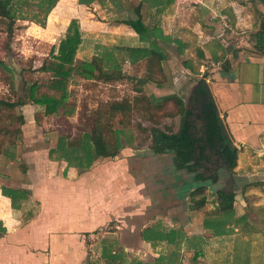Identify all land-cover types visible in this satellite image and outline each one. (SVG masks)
<instances>
[{"label":"crops","instance_id":"1","mask_svg":"<svg viewBox=\"0 0 264 264\" xmlns=\"http://www.w3.org/2000/svg\"><path fill=\"white\" fill-rule=\"evenodd\" d=\"M247 1L229 0L231 6L227 7L235 22L241 19L235 6L245 7ZM262 4L261 14L246 24L249 29L239 43L246 50L226 48L221 34L205 33L209 38L202 46L208 52L207 43L216 40L226 49L223 58L210 57L212 63L221 61L222 66L207 85L238 157L264 142V28H260L264 1ZM139 14L143 19L140 7ZM199 21L204 30L206 24L200 17ZM54 146L30 149L20 177L0 181V186L28 191L18 207L12 208L10 198L0 190L4 228L0 231V264H154L160 255L165 259L159 264H254V252L264 246V230L250 226L255 222L246 217L243 203L251 193L244 192L247 186L233 192L232 205L235 217L245 218L227 224L224 234L214 235L203 222L207 212L215 209L212 197L217 192L193 196L195 186L209 188L210 179L196 180L193 171L176 167L172 154L155 153L151 146V151L144 150L128 161L121 145L114 157H97L84 169L49 158L48 150ZM248 163L241 165L237 160L234 174L260 176L246 169ZM203 195L204 205L192 206V199L197 201ZM245 224L253 229L252 238L239 235ZM155 230L174 231L176 237L158 239ZM262 253L264 260V247Z\"/></svg>","mask_w":264,"mask_h":264},{"label":"rangeland","instance_id":"2","mask_svg":"<svg viewBox=\"0 0 264 264\" xmlns=\"http://www.w3.org/2000/svg\"><path fill=\"white\" fill-rule=\"evenodd\" d=\"M114 1H94L88 5H81L77 3V0H58L48 14L45 26L19 21L20 25L16 27L11 38H7L1 31L0 23V58L8 66L7 69L0 68V149L1 146L2 148L9 146L13 135L15 146L11 149L16 157V159H9L0 153L1 182H4L5 177L16 179L20 177V172L26 167L25 161L29 158L30 149L36 146H42V149L54 146L59 133L66 134L68 137L76 136L81 127H90L94 124V118L97 115L100 116L102 124L110 125L111 131H108L106 136L113 138V130L117 132L114 135L117 140L113 142L118 141L126 148L124 152L128 161L144 150L151 151L149 148L152 146L154 135H157L159 131L169 132L178 129L180 115L176 113L177 107L173 100L164 101V97L170 94L178 96L183 100L185 108L193 110L195 116L192 118L201 129L202 108L200 103L195 101L196 98L192 97L193 92L198 83L209 84L211 76L221 69L222 63H212L207 49L203 50L206 57L201 61L197 59L193 46L185 48L183 54H180L175 38L193 41L194 45L204 48V41L209 38L205 36V33L211 36L221 34L220 36H225L226 48H234L233 51L236 52L246 50L244 44L239 45V43L246 34L244 30L249 29L246 24L250 23L254 15L261 14L264 0H248L245 7L235 6L236 14L241 18L236 22L228 21L225 13L222 12L227 6H231L229 0H163L153 9H149L142 0H120L121 8H118ZM141 2L140 11L143 22L147 25L155 22L157 29L163 35L161 38H153L166 54L165 60L162 61L163 72H155V80H158L160 85L151 80L140 81L147 72L144 60L132 64L128 60L122 61L120 57L124 54H119L117 57L121 68V78L106 81L97 78L87 81L72 73L66 79L69 95L63 105L62 114L44 116L43 107L31 102L15 107L6 103L17 100L26 92L22 80L36 82L37 94L57 92L48 86L51 71H43L39 68L43 62L48 63L53 60L60 41L72 32L73 21L78 25L83 39L75 53L77 60L89 58L94 54L95 44H100L99 49H102L103 46L117 48V46L140 43L137 34L130 30L128 25L118 22V19L135 18L136 15L132 10ZM199 17L206 24L207 28L204 30L200 27ZM236 46L239 47L235 48ZM194 67L198 72H194ZM137 87L140 90L136 89ZM119 100H126L133 108L122 113L110 114L107 105ZM17 128L20 133L15 135L12 131ZM82 143L84 147L88 146L89 139L85 137ZM245 151L243 156H236L235 161L239 160L241 165L244 161H248L249 165H246V169L257 172L255 174L260 175L258 179H263L260 183L256 181L249 183L256 185H244L247 186L244 192H251L247 194L248 198L244 201L246 203H243V205L246 204V217L250 216L248 221L255 222L250 226L260 231L261 228L264 230V142H259V145ZM66 153L72 155V151L68 149ZM243 167L239 170L244 171ZM211 170L217 174V181L209 188H205L203 192H209L208 195L211 196L217 187L218 189L227 187V191L232 193L241 191L240 186L232 185L230 181L224 183L223 179L231 175L228 174L227 165L220 164L219 168L216 166ZM210 171L206 170L204 173L208 174ZM214 196L212 198L216 199L217 194ZM252 230L245 224L239 235L252 238ZM161 233L164 231H154L155 236ZM263 247L254 252L256 254L252 257V263L262 264ZM102 250L104 255L107 254V245L104 240ZM164 259L165 256L162 260Z\"/></svg>","mask_w":264,"mask_h":264},{"label":"trees","instance_id":"3","mask_svg":"<svg viewBox=\"0 0 264 264\" xmlns=\"http://www.w3.org/2000/svg\"><path fill=\"white\" fill-rule=\"evenodd\" d=\"M101 2L103 0H77L79 4H91L92 2ZM146 3L149 9L160 5L163 0H142ZM58 0H0V23L2 25L1 31L5 33L7 38H11L14 34L16 27L20 24L19 21H27L45 26L46 19L49 12L56 5ZM244 3V0H239ZM118 8L122 7L120 0H115ZM139 5L133 8L136 15L135 18H121L118 22L128 25L137 34L141 41L137 45L117 46V48L95 44V52L89 58L76 59L75 53L78 45L83 42L82 34L76 22H72V32L64 39L61 40L57 53L54 54L53 60L50 62H43L40 70L51 71V79L48 82L50 89L57 91L54 93H41L37 94L38 84L30 82L29 80H22L25 93L18 97L17 100L7 101L10 106H21L28 102L34 103L43 107L44 116H56L62 114L67 98L68 92L66 89V79L72 73L88 80L101 78L103 80H113L122 77L120 63L118 61L119 54H124L120 57L123 60H128L130 63H137L144 60L146 62L147 72L141 82L145 80H155V72H163L164 67L162 61L165 60L166 54L161 50L157 42L153 38L163 37L162 32L158 30L155 22L147 25L143 22L139 14ZM225 13L228 21L234 22L232 9L230 7L222 10ZM117 22V21H116ZM203 27L207 28L206 25ZM264 28V22L261 27ZM160 31V32H158ZM177 42V50L183 54L184 49L194 47L197 53V59L200 61L204 59L205 53L203 48L199 45H194L193 41L181 40L175 38ZM116 47V46H115ZM209 56L213 59L223 58L226 54V49L222 44L216 40H211L207 43ZM115 49L117 50L115 52ZM118 56V57H117ZM0 68L7 69L8 66L0 58ZM21 72V70H20ZM194 72L198 70L194 67ZM10 80L13 82L11 76ZM160 85V82H158ZM136 89L140 90L139 87ZM57 93V94H56ZM206 93L205 88L198 86L195 89L196 95H203ZM173 100L174 105L177 107L176 113L180 115L178 129L175 131H159L157 135L152 137V150L155 153H172L173 161L176 167H185L195 173V179H210L203 175L205 162L209 161L211 155H216L219 159L225 161L229 166L235 165V158L237 156L236 150L231 149L223 139L220 131L214 104L208 100L202 105V128L200 129L196 122L193 120L194 113L185 108L183 100L178 98L175 94H170L164 97V101ZM161 105V104H157ZM110 114L117 112H125L131 110L133 107L126 100L110 102L108 105ZM99 114V113H97ZM101 115V114H100ZM94 124L90 127H81L76 136L68 137L66 134L59 133L56 139V145L49 148L48 157L56 160L63 159L67 165L76 166L78 168H88L97 157H114L120 150L121 144L114 136L117 132L113 130V138L106 136L108 131H111L109 123L106 125L100 121V116L94 118ZM14 134L20 133L19 128L13 130ZM87 137L89 145L83 146L82 140ZM81 140L79 141V139ZM79 141V142H78ZM15 139L10 138L9 146L0 149V153L7 156L9 159H16L11 147L15 145ZM72 151V155H67L66 150ZM74 162V163H73ZM206 170V169H205ZM203 186L196 185L193 192L194 195H202L204 191ZM1 193L8 196L11 201V207H18L17 202L19 199H24L28 192L23 188H13L11 186L1 185ZM234 194L220 190L217 192L215 209L208 211V216L205 218L203 224L209 228L214 235L224 234L227 231L226 225L231 223H238L245 218V216L235 217V212L232 207ZM192 206L204 205L205 196H201L199 200L192 199ZM0 231L4 228L0 223ZM176 237L174 231L170 233H161L157 235L158 239H167L172 241ZM163 256L160 255L155 259L154 264L162 262ZM164 264H169L165 261Z\"/></svg>","mask_w":264,"mask_h":264},{"label":"flooded vegetation","instance_id":"4","mask_svg":"<svg viewBox=\"0 0 264 264\" xmlns=\"http://www.w3.org/2000/svg\"><path fill=\"white\" fill-rule=\"evenodd\" d=\"M198 86H203V87H205V86H208L207 84H203V82H200V83H198V85L196 86V87H198ZM209 94L211 95V93L209 92ZM212 96V95H211ZM194 99L196 98V102L197 103H200V105H201V108H202V105L205 103V102H207L209 99L207 98V96H206V93H203V95H196L195 94V89H194V92H193V96H192ZM190 111L191 112H193V110H191L190 109ZM193 116H195V115H193ZM196 122V121H195ZM203 123V122H202ZM230 147V146H229ZM231 149H235L236 150V154H237V148H236V146L234 145L233 147H230ZM214 156V159H212V157ZM205 164V169L206 170H208V171H210L211 169H212V167H216L217 166V168H219V165L221 164V165H227V167H228V174H234V171L232 170L233 168L231 167V166H229L225 161H223V160H221V158L219 159L216 155H211L210 157H209V161L208 162H205L204 163ZM203 170V173H204V171H206V170ZM203 175H205L206 177H209V178H213L212 180H210V181H208L209 183H210V185L212 184V183H214V182H216L217 181V177H216V175L217 174H214L213 173V171L211 170L208 174L206 173H204ZM231 175L228 177V175H227V177L226 178H224L223 180H224V183H226V182H232V185L233 184H235V181H234V179L231 177ZM214 176V177H213ZM229 178V179H228ZM216 190H215V192H218V191H220V190H223V191H227V187H222V188H219L218 189V187L217 188H215ZM228 192V191H227Z\"/></svg>","mask_w":264,"mask_h":264},{"label":"water","instance_id":"5","mask_svg":"<svg viewBox=\"0 0 264 264\" xmlns=\"http://www.w3.org/2000/svg\"><path fill=\"white\" fill-rule=\"evenodd\" d=\"M205 90H206V96L209 100L212 101V103L214 104V107H215V112H216V116H217V122H218V125H219V128H220V131L222 133V136H223V139L224 141L226 142V144L230 147H233L235 144L231 141L230 139V135L228 134V131L224 125V122L219 114V111L215 105V102L212 98V96L209 94V87L208 86H205L204 87ZM232 178L234 179L235 181V184L240 186L242 188V186L248 184V183H251V182H254L255 180L258 179V175H237V174H232Z\"/></svg>","mask_w":264,"mask_h":264},{"label":"built area","instance_id":"6","mask_svg":"<svg viewBox=\"0 0 264 264\" xmlns=\"http://www.w3.org/2000/svg\"><path fill=\"white\" fill-rule=\"evenodd\" d=\"M225 18H226V15H225ZM216 63H219V64H220V63H221V61H217Z\"/></svg>","mask_w":264,"mask_h":264}]
</instances>
